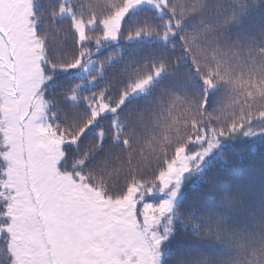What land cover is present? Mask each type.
<instances>
[{
  "label": "snow or ice",
  "instance_id": "obj_1",
  "mask_svg": "<svg viewBox=\"0 0 264 264\" xmlns=\"http://www.w3.org/2000/svg\"><path fill=\"white\" fill-rule=\"evenodd\" d=\"M0 264H264V0H0Z\"/></svg>",
  "mask_w": 264,
  "mask_h": 264
}]
</instances>
